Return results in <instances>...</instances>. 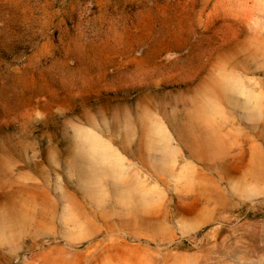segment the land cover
Returning a JSON list of instances; mask_svg holds the SVG:
<instances>
[{
  "label": "rangeland",
  "instance_id": "rangeland-1",
  "mask_svg": "<svg viewBox=\"0 0 264 264\" xmlns=\"http://www.w3.org/2000/svg\"><path fill=\"white\" fill-rule=\"evenodd\" d=\"M0 264H264V0H0Z\"/></svg>",
  "mask_w": 264,
  "mask_h": 264
}]
</instances>
